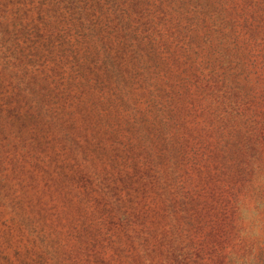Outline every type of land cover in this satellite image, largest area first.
<instances>
[{"label":"rangeland","instance_id":"374dc122","mask_svg":"<svg viewBox=\"0 0 264 264\" xmlns=\"http://www.w3.org/2000/svg\"><path fill=\"white\" fill-rule=\"evenodd\" d=\"M0 264H264V0H0Z\"/></svg>","mask_w":264,"mask_h":264}]
</instances>
